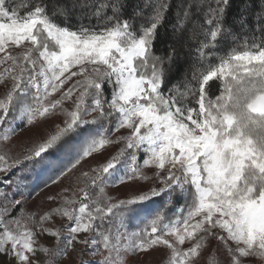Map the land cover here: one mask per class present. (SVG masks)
Listing matches in <instances>:
<instances>
[{"label":"snow or ice","instance_id":"1","mask_svg":"<svg viewBox=\"0 0 264 264\" xmlns=\"http://www.w3.org/2000/svg\"><path fill=\"white\" fill-rule=\"evenodd\" d=\"M69 252L264 264V0H0V264Z\"/></svg>","mask_w":264,"mask_h":264},{"label":"rangeland","instance_id":"2","mask_svg":"<svg viewBox=\"0 0 264 264\" xmlns=\"http://www.w3.org/2000/svg\"><path fill=\"white\" fill-rule=\"evenodd\" d=\"M61 119H63L62 116L57 117L56 122H59ZM36 132H37L36 128H33L31 130L25 129L24 131L18 133L17 136L13 137V139L11 141V145H13L15 147H13L12 154L15 155V154L20 153V151H21L20 146L22 145L23 141L28 139V138L34 137ZM109 151L113 152V151H115V148H110ZM97 159L102 160L103 158L100 157ZM94 163H95V160H90L87 163L83 164L82 169H78L74 174L73 173L68 174V177L63 180V183L60 185V187H56L53 185V186H50V187L44 189L43 191H41L38 196H36L34 199H32L28 202L29 210H33L34 207L38 203H41L42 201H44L48 195L59 192L62 187H66L69 185L75 186V179H76V176H78L80 174V171L81 170H87L89 168V166L94 164ZM27 178H28L27 175H25L24 179L26 181H28ZM40 187H43V184H41ZM106 192L109 196L123 198L124 195L126 193H128V189L123 188V187H121L119 189L109 187V188H106ZM44 206L47 207V205H44ZM45 242L48 243V241H45ZM149 258L150 257H136L134 261L130 258V264H139V261L144 260V259H149ZM60 264H78V258H77L76 253L75 252H69L67 257H64L61 259Z\"/></svg>","mask_w":264,"mask_h":264},{"label":"trees","instance_id":"3","mask_svg":"<svg viewBox=\"0 0 264 264\" xmlns=\"http://www.w3.org/2000/svg\"><path fill=\"white\" fill-rule=\"evenodd\" d=\"M173 2L175 3L176 0H173ZM171 40V33L168 32L166 35H163L162 38H161V41H160V44L158 45L159 48H164L167 46V43ZM187 67V64H185L183 61H181V70H183L184 68ZM27 180L29 182H31V177L30 176H27ZM47 177H41V180L38 181L37 183H39V185L42 184V181L44 179H46ZM150 207H153V206H150Z\"/></svg>","mask_w":264,"mask_h":264}]
</instances>
